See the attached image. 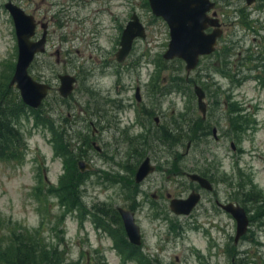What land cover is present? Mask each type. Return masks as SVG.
<instances>
[{"label":"rangeland","instance_id":"1","mask_svg":"<svg viewBox=\"0 0 264 264\" xmlns=\"http://www.w3.org/2000/svg\"><path fill=\"white\" fill-rule=\"evenodd\" d=\"M9 1L49 23L47 51L29 68L54 86L39 108L11 84L19 46ZM213 1L224 33L217 51L188 73L184 60L165 59L170 27L148 1L0 0V100L11 101L9 117L24 139L17 157H0V264H43L48 257L60 264H264V80L253 77L264 64V0ZM134 12L147 38L119 63ZM60 73L78 78L66 99ZM196 84L207 94L206 119ZM19 102L25 106L17 112ZM96 107L105 116L97 136L90 123ZM155 117L173 128L160 131L162 139ZM180 130L190 136L165 141ZM91 140L104 152L89 149ZM145 156L158 166L139 184L135 172ZM92 157L96 168L81 172L77 160ZM192 172L210 173L215 190L201 189L187 176ZM193 188L203 192L201 204L191 214L174 213L166 194L187 197ZM216 198L246 209L250 226L238 241L236 219ZM118 206L135 212L140 245L129 241L122 219L112 222ZM21 233L29 240L18 239Z\"/></svg>","mask_w":264,"mask_h":264},{"label":"water","instance_id":"2","mask_svg":"<svg viewBox=\"0 0 264 264\" xmlns=\"http://www.w3.org/2000/svg\"><path fill=\"white\" fill-rule=\"evenodd\" d=\"M154 14L163 17L170 27V42L168 49L164 53L167 60L180 58L185 61L188 73L195 70L202 56L211 54L215 50L218 37L222 34L221 28L207 33L209 25H218L217 12H213L211 17L208 13L216 7L213 0H149ZM251 5L255 0H246ZM6 8L11 13L16 27L18 38L19 55L12 85L20 90L23 101L33 108H39L51 89V84L39 81L29 72V68L38 54L46 51L47 32L41 39L35 41L37 22L33 15L28 14L22 7L9 1ZM136 36H146L144 26L137 16H134L123 32L122 47L117 53L118 61L127 58L132 50ZM60 85L58 91L62 97H69L76 86L77 78L68 73L58 75ZM195 92L198 98L199 109L203 117L207 113L206 93L204 89L195 85ZM138 100L141 99L140 91H137ZM79 166L82 171L91 170L92 165L84 160H80ZM155 170L151 164L150 157H146L140 164L136 172V182H142L147 175ZM189 177L196 180L203 188L213 189L212 183L205 177L197 173H190ZM201 199L199 192H192L186 198H173L170 202L171 210L176 214H191ZM225 211L233 215L237 221V234L235 240L247 232L250 226V218L246 209L233 202L222 204ZM128 239L134 245L142 243L141 226L136 220L135 212L122 206L117 207Z\"/></svg>","mask_w":264,"mask_h":264},{"label":"flooded vegetation","instance_id":"3","mask_svg":"<svg viewBox=\"0 0 264 264\" xmlns=\"http://www.w3.org/2000/svg\"><path fill=\"white\" fill-rule=\"evenodd\" d=\"M147 1L149 2V4H150V1L149 0H145V3H147ZM151 6V5H150ZM152 8V7H151ZM153 10V9H152ZM214 11H216L217 12V15L215 16V17H217L218 18V22H219V24L216 26H214V25H209L207 28H206V32L207 33H210V32H212V31H214L216 28H221L222 29V34H221V36H219L218 37V40H217V44H216V46H215V50L211 53V54H207V55H204V56H202L201 57V59L203 58V57H207V56H210V55H212V54H214L216 51H217V48H218V44H219V42H220V39H221V37H222V35H223V33H224V29H223V23L221 22V20H220V17H219V14H218V11L216 10V7L213 9V10H211L208 14L212 17L213 16V12ZM154 13V12H153ZM156 15V14H155ZM134 16H137L138 17V19H139V21H140V18H139V16L134 12L132 15H131V19L130 20H128V23L132 20V18L134 17ZM161 17V16H160ZM34 18H36L35 16H34ZM44 19H47V18H44ZM35 20H37V19H35ZM37 22V28H36V35H35V37L33 38L35 41H37V40H39V39H41L42 38V36H43V34H44V30L46 29V32H47V43H46V51H47V44L49 43V41H50V35H49V23H48V21H46V22H42V20H37L36 21ZM141 22V21H140ZM128 23H127V25H128ZM141 24H142V22H141ZM143 25V24H142ZM144 26V25H143ZM39 27H42L43 28V32H42V35H41V37L39 36ZM144 29H145V31H146V36L145 37H142V36H136V38L134 39V42H133V44L135 43V41L136 40H138L139 38H147V29L144 27ZM124 32V31H123ZM122 37H123V34H122V36H121V40H120V43H119V49H118V52H119V50H120V48L122 47V44H121V42H122ZM133 47V46H132ZM45 51V52H46ZM44 52V53H45ZM57 52L59 53L60 52V49L59 48H57ZM117 52V53H118ZM131 52V51H130ZM116 57H117V54H116ZM128 57V56H127ZM259 58V57H258ZM260 58H261V60H263V62H264V53H262V55L260 56ZM201 59H200V61H201ZM118 60V59H117ZM125 61V60H124ZM119 63H123V61H119ZM258 68H262V70L261 71H257L256 72V75L255 76H253L255 79H256V81L257 82H260L262 79L264 80V64H262V65H259L258 66ZM257 69V68H256ZM35 78V77H34ZM77 78V77H76ZM36 79V78H35ZM38 80V79H37ZM77 81H78V78H77ZM76 84H77V82H76ZM197 85V84H196ZM76 87V86H75ZM54 89V86L53 85H51V89H50V91H49V94H50V92L52 91ZM138 89H139V91H140V96H141V99L140 100H138V98H137V91H138ZM205 91V90H204ZM142 90H141V87L138 85L137 87H136V93H135V96H136V99H137V101L138 102H140L141 104H143L142 103V101H143V96H142ZM205 93H206V91H205ZM48 94V95H49ZM60 94V93H59ZM207 95V94H206ZM61 96V95H60ZM48 97V96H47ZM46 97V98H47ZM62 97V96H61ZM62 98H64V99H66L65 97H62ZM68 98V97H67ZM117 102H119L118 103V105L120 106V105H122V103L120 102V100H118V99H115ZM205 100H206V96H205ZM99 110V111H98ZM113 110V109H112ZM96 111H98V114H95L97 117H96V119L95 120H91L90 121V123L92 124V126H93V129H94V135L95 136H97L98 135V132L100 131V129L98 128V127H103V124H104V119H105V116L101 113L102 112V109H99V107H96V109L95 110H93L92 111V113L91 114H94V113H96ZM207 112H208V104H207ZM146 115L148 116V115H153L152 113L153 112H151V111H146ZM116 114L117 113H114V116L116 117ZM207 118V113H206V116L204 117V119H206ZM112 122H108L107 124L109 125V124H111ZM156 127V129H160V130H163V131H166V132H168V130L170 131V130H172L173 128L172 127H170L168 124H163V123H161L160 122V120H159V117H155V126H154V128ZM208 127L210 128L211 126L210 125H208ZM209 130V129H208ZM153 130H150L149 132L151 133ZM213 133H214V136H215V138L216 139H219V137L217 136V129H216V127H213ZM126 135H127V137H129V133L127 132L126 133ZM117 139V141L119 142V139H118V137H115V140ZM138 141H139V144H141L142 145V142H140L141 141V139L140 138H138L137 139ZM191 144V143H190ZM85 146H87V147H89V145L88 144H84ZM91 145H92V147L91 148H89V149H92V148H95L96 149V151L97 152H99V154H101V153H103L104 152V147H102L100 144H98V141L97 140H91ZM141 150H143V149H140V151ZM146 157H150V156H145L144 158H143V160L140 162V164L144 161V159L146 158ZM90 159V158H89ZM89 159H79V160H77V165H78V167L80 168V166H79V162H80V160H84V161H86L87 163H90L91 165H92V169L91 170H88V169H86L87 171H92V170H94L95 168H96V165H95V163H94V160H95V157H92L91 158V160L89 161ZM150 159H151V157H150ZM122 160H124V159H122ZM140 164L138 165V167H137V169H136V172H137V170H138V168H139V166H140ZM151 164H153L154 166H155V170L153 171V172H151L149 175H147L146 177H145V179L142 181V182H140L139 184H142L143 182H145V180L152 174V173H154L156 170H157V166H158V163L156 164L155 162H152V159H151ZM85 170V171H86ZM80 171L81 172H85V171H82L81 170V168H80ZM136 172H135V182H136ZM192 173H197V174H199L198 172H192ZM189 174L190 173H188L187 174V176H189ZM208 175H206V176H204L205 178H207L211 183H212V185H213V189H207V188H203L201 185H200V183L198 182V181H196V180H192L191 179V181H193L194 183H198L199 184V187L201 188V189H203V190H208V191H214L215 190V187H214V180H212L213 179V176L210 174V173H207ZM125 177V176H124ZM137 183V182H136ZM200 188H198V189H196V188H193L192 190H191V193L192 192H199L200 194H201V199H200V201L198 202V204L196 205V207L195 208H197L200 204H201V202H202V195H203V192L201 191V189ZM201 192H200V191ZM167 195V197L169 198V200H170V202H171V200L173 199V198H186V197H172V194L171 193H167L166 194ZM154 198H156V196H157V194H153L152 195ZM189 196V195H188ZM187 196V197H188ZM170 202H169V206H170ZM226 203H230V202H226V201H222V200H220L219 198H216L215 199V204L219 207V208H221V209H223V207H222V204H226ZM234 203V202H233ZM235 204H237V203H235ZM194 208V209H195ZM128 209V208H127ZM170 209H171V207H170ZM131 210V209H130ZM224 210V209H223ZM133 211V210H132ZM194 211V210H193ZM192 211V212H193ZM117 212H118V210H117ZM191 212V213H192ZM119 213V212H118ZM119 215H120V213H119ZM120 217H121V215H120ZM121 219H122V217H121ZM123 221V220H122Z\"/></svg>","mask_w":264,"mask_h":264},{"label":"trees","instance_id":"4","mask_svg":"<svg viewBox=\"0 0 264 264\" xmlns=\"http://www.w3.org/2000/svg\"><path fill=\"white\" fill-rule=\"evenodd\" d=\"M180 61V59H177ZM178 78L184 82H186L187 80L184 79V77H182L181 75H178ZM189 82V81H188ZM10 88V87H9ZM5 91V90H3ZM4 100V101H3ZM7 101V99L4 98V95L2 97V100H0V157H4L5 155H8L10 156V158L12 157H17L18 154H16L15 152L17 150H19L21 148V145L24 141L23 137H22V134L18 131V129L15 127V124L13 123L12 121V117H9V116H12V115H9V110H13V108L11 107L10 103L11 101ZM25 104L23 102H19L18 104H16L15 106V111H19L22 107H24ZM201 120H203L201 118ZM160 131H163V130H159V133H157V137L162 139L164 137H162L163 133L166 132L164 131L163 133ZM173 131V130H172ZM171 134V133H170ZM169 134V135H170ZM189 133H187V136L184 135L182 133V131L180 130L178 132L177 135H172L171 137L169 138H165V141H168V142H177L178 141H181L183 139H185L186 137H189L190 135H188ZM164 141V140H163ZM164 141V142H165ZM11 143V147H10V144ZM9 145V146H8ZM10 147V148H9ZM10 149V150H8ZM11 152V153H8V152ZM73 184L71 183L70 184V187L72 186ZM73 187V186H72ZM76 191V190H75ZM103 209V210H102ZM96 210L102 214L103 216H105V213L109 215V211L107 209H105L104 207H96ZM113 211V210H112ZM113 223H116L118 220L121 221V217L119 215V213L115 210V212L113 211ZM28 232V231H27ZM28 239L29 240V235H25L24 233H21L19 236H18V239L22 240V241H26L25 239ZM23 250L22 249H18L17 251V254L16 257L19 259L18 256H20L22 254ZM33 254H36L35 252H33ZM21 257V256H20ZM21 259V258H20ZM30 261V260H29ZM63 262H61L62 264ZM12 264H23V263H20L19 261H15L13 260L12 261ZM43 264H60V261H56V258L54 257H48Z\"/></svg>","mask_w":264,"mask_h":264}]
</instances>
